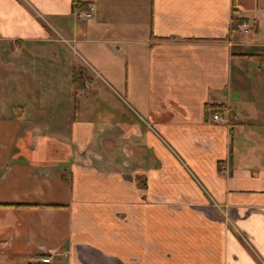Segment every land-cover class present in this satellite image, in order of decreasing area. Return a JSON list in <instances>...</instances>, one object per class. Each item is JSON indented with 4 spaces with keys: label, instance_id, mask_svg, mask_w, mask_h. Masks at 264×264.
Instances as JSON below:
<instances>
[{
    "label": "crops",
    "instance_id": "0c3cea01",
    "mask_svg": "<svg viewBox=\"0 0 264 264\" xmlns=\"http://www.w3.org/2000/svg\"><path fill=\"white\" fill-rule=\"evenodd\" d=\"M263 63L260 0H0V264H264Z\"/></svg>",
    "mask_w": 264,
    "mask_h": 264
},
{
    "label": "rangeland",
    "instance_id": "374dc122",
    "mask_svg": "<svg viewBox=\"0 0 264 264\" xmlns=\"http://www.w3.org/2000/svg\"><path fill=\"white\" fill-rule=\"evenodd\" d=\"M260 2H261V4H262V6H264V0H260ZM80 19V21L81 22H79V24H85V22H84V20H81V18H79ZM252 29V28H251ZM250 29V27H249V31L251 30ZM249 31H248V33H249ZM244 34L245 35H248L247 34V32H245L244 31ZM73 44H75V43H73ZM110 47L111 48H115L114 47V45H110ZM250 49H252L251 47H250ZM80 60V59H79ZM263 65H264V63H263ZM86 73H89V72H87L86 70H84V68L82 67V66H80L79 68H78V70H77V77H78V75H80V78L78 77V80L79 81H81L82 82V80L84 81L86 78H88V75H86ZM111 90V89H110ZM115 90H117V88H115ZM127 100H129V99H127ZM78 104L80 103V102H77ZM115 105H117V102L115 103ZM79 107H80V105H79ZM106 108V105H103L102 103H101V105H100V108H99V112H102L103 111V109H105ZM106 110V109H105ZM97 112H98V110H97ZM139 141V140H138ZM137 141V142H138ZM136 147H137V150H136V153H137V155L138 156H143L144 155V150L145 149H142V147L141 146H139V145H137L136 144Z\"/></svg>",
    "mask_w": 264,
    "mask_h": 264
},
{
    "label": "built area",
    "instance_id": "2783aa9c",
    "mask_svg": "<svg viewBox=\"0 0 264 264\" xmlns=\"http://www.w3.org/2000/svg\"><path fill=\"white\" fill-rule=\"evenodd\" d=\"M95 11V6L93 4L88 5L87 8L81 9L77 11V16L82 19H89L93 16V13ZM244 26H247V24H243ZM215 119H220V116L217 114L214 116ZM41 262L43 264H54L52 257L50 255H44L41 259Z\"/></svg>",
    "mask_w": 264,
    "mask_h": 264
},
{
    "label": "trees",
    "instance_id": "16d2710c",
    "mask_svg": "<svg viewBox=\"0 0 264 264\" xmlns=\"http://www.w3.org/2000/svg\"><path fill=\"white\" fill-rule=\"evenodd\" d=\"M82 9V6H76V11H78V10H81ZM236 11V10H235ZM248 18L247 17H243V16H235V15H233L232 16V23H231V28L233 29V30H235V29H239V27L241 26V25H243L245 22H248ZM243 55H248V54H243ZM78 77L80 78V75H78ZM78 77H77V73H75V75H74V79H75V81H76V83H77V80H78ZM221 105H215V104H212V107H214L213 108V111L212 112H218V108L217 107H220ZM216 114V113H215Z\"/></svg>",
    "mask_w": 264,
    "mask_h": 264
}]
</instances>
